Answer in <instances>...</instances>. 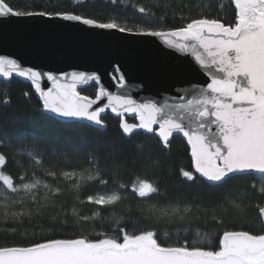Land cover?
<instances>
[{"label":"snow or ice","instance_id":"6c2138e0","mask_svg":"<svg viewBox=\"0 0 264 264\" xmlns=\"http://www.w3.org/2000/svg\"><path fill=\"white\" fill-rule=\"evenodd\" d=\"M213 5L215 15L211 14ZM133 8L145 23L98 20L41 6L36 0L23 5L0 0V21L60 20L151 37L166 49L190 57L195 70L210 81L206 86L181 89L178 96L166 98L159 106L152 100L138 103L126 91L119 67L111 80L125 91L114 94L96 73L42 71L3 55L0 77L28 82L40 110L60 120L105 128L103 114L110 111L120 118L121 135L130 140L139 132L154 138L161 154L170 153L173 139L182 136L190 148L191 165L190 170L179 168L178 177L189 187L220 190L219 199L195 205L171 200L158 179L138 177L131 185L121 182L118 160L101 167L90 158L85 161L88 166L81 167L68 160L45 161L43 153L29 150L27 158L45 169L42 180L34 170L29 173L13 156L0 151V224L5 226L0 229V264H264V186L258 191L255 184L251 186L257 200L246 206L258 231L227 226L228 213L239 212L246 197L224 191L233 179L264 177V0H210L206 9L198 8L197 16L181 13L177 21L174 12L178 26L170 28L164 27L166 17H157L144 6L134 4ZM92 85L94 97L82 94ZM126 115L137 123H129ZM136 152L139 159L134 162L141 171L145 175L155 171L158 161L153 162L151 153L143 146ZM10 169L23 170L13 173ZM66 195L73 196L71 215ZM129 196L139 203L155 202L144 223L114 218L117 207ZM193 207L205 214V222L215 231L214 242L199 232L190 241L186 229L183 239L177 235L172 241L164 225L184 221ZM36 218L48 221L41 225V232L20 231L18 226Z\"/></svg>","mask_w":264,"mask_h":264},{"label":"trees","instance_id":"16d2710c","mask_svg":"<svg viewBox=\"0 0 264 264\" xmlns=\"http://www.w3.org/2000/svg\"><path fill=\"white\" fill-rule=\"evenodd\" d=\"M14 5H23L31 0H10ZM219 2V0H218ZM226 2V0H225ZM36 3L55 6L57 11H74L78 14L98 19L108 20L110 18L127 19L129 24L145 23L141 14L134 8L144 6L150 9L157 17H166L165 28L175 27L173 13H176V20L183 13L185 16L198 15V8H207L210 0H118L113 4L111 0H36ZM213 5L212 15H215ZM51 10V7L49 8ZM156 27V25H153ZM114 72V71H113ZM95 85L89 86L82 91V94L95 95ZM29 93V95H25ZM5 101H8L5 104ZM105 128H95L77 122H67L43 113L40 104L28 82L21 78L13 77L5 81H0V151L13 156L23 168L29 173L33 170L42 180L45 169L35 167L27 158L26 152L34 150L43 153L45 161L56 159L71 161L81 167H87L86 160L95 158L100 162L101 167L111 164L113 161H120L121 168L119 179L121 182L131 185V182L139 178L158 179L162 190L166 189V198L181 202H191L195 204H210L219 199L220 190L204 189L202 185L189 187L182 183L177 175V170L181 167L190 170V148L182 136H176L172 141L170 153L161 154L157 141L148 139L142 133H136L129 140L121 135L119 128L120 118L105 112ZM136 119L127 118L129 123H135ZM143 146L145 151L150 152L153 162L158 161L155 171H149L147 175L141 171L138 163L136 149ZM23 169H10L13 173ZM255 184L257 191L264 186V177L252 175L249 177L233 179L229 182L224 191L241 193L246 198L239 212L230 211L226 217V224L229 228L240 229L245 227L250 231H258L252 223L253 216L249 204L254 205L257 197L252 194L251 186ZM110 189L113 186H109ZM87 194V193H85ZM66 208L71 215L73 196L66 195ZM151 203H139L129 196L116 209L114 218L121 216L130 218L131 221L145 222L147 210ZM108 217H106V222ZM150 222V221H149ZM44 218H36L35 221L18 226L20 231L27 230L41 232V225H47ZM99 223V221H97ZM5 226L0 224V229ZM169 231L172 241L184 237V230L188 232V238H197V232L201 235H210L215 240V231L212 226L205 222V214L197 212L193 207V212L184 221H176L173 225H164ZM179 230V232H178ZM37 238H39L37 236ZM3 241H0L2 243ZM19 242V236L17 238Z\"/></svg>","mask_w":264,"mask_h":264},{"label":"water","instance_id":"95a60500","mask_svg":"<svg viewBox=\"0 0 264 264\" xmlns=\"http://www.w3.org/2000/svg\"><path fill=\"white\" fill-rule=\"evenodd\" d=\"M0 55L42 71L96 73L114 94L125 91L111 80L114 69L119 67L128 94L138 103L152 100L158 106L166 98L178 96L181 89L210 82L206 74L195 70L190 57L166 49L154 38L127 36L60 20L0 21ZM5 80L0 77V81ZM67 122L101 129L86 121Z\"/></svg>","mask_w":264,"mask_h":264},{"label":"rangeland","instance_id":"374dc122","mask_svg":"<svg viewBox=\"0 0 264 264\" xmlns=\"http://www.w3.org/2000/svg\"><path fill=\"white\" fill-rule=\"evenodd\" d=\"M131 119H134L133 117H131ZM136 122L135 123H137V120H135Z\"/></svg>","mask_w":264,"mask_h":264}]
</instances>
